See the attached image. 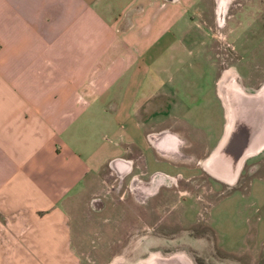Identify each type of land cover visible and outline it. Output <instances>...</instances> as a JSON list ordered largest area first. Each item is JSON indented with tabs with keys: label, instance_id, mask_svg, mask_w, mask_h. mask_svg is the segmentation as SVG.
Segmentation results:
<instances>
[{
	"label": "crops",
	"instance_id": "0c3cea01",
	"mask_svg": "<svg viewBox=\"0 0 264 264\" xmlns=\"http://www.w3.org/2000/svg\"><path fill=\"white\" fill-rule=\"evenodd\" d=\"M199 1L0 0V264H76L67 204L94 161L121 149L86 150L90 120L97 124L107 110L104 98L132 141L145 147L150 132L179 145L182 131L161 124L158 132L148 120L158 104L157 118L179 120L178 87L159 80L192 53L181 40ZM219 79L223 124L198 161L234 183L246 159L264 151L263 140L248 152L264 135V93L235 80L229 131Z\"/></svg>",
	"mask_w": 264,
	"mask_h": 264
},
{
	"label": "rangeland",
	"instance_id": "374dc122",
	"mask_svg": "<svg viewBox=\"0 0 264 264\" xmlns=\"http://www.w3.org/2000/svg\"><path fill=\"white\" fill-rule=\"evenodd\" d=\"M217 2L200 0L189 12L181 45L192 53L159 80L178 87L179 120L157 118L158 104L148 121L158 132L161 124L182 131L175 152L160 153L150 132L146 148L132 141L112 117L111 98L99 103L107 110L90 120L86 150L121 149L94 161L67 204L76 264H264V151L246 159L234 183L198 161L224 120L215 77L229 72L246 90L264 86V0H228L221 20Z\"/></svg>",
	"mask_w": 264,
	"mask_h": 264
},
{
	"label": "bare ground",
	"instance_id": "6f19581e",
	"mask_svg": "<svg viewBox=\"0 0 264 264\" xmlns=\"http://www.w3.org/2000/svg\"><path fill=\"white\" fill-rule=\"evenodd\" d=\"M235 79H234V76L232 75V73H225L223 74L220 79H219V86H220V93H221V96L223 97V100L228 108V130L230 131V128L232 127V123H233V118H234V113H233V107H232V99L235 98V96L239 97V90L237 89V86H236V83H235ZM228 83H232V87H229V84ZM264 92L260 91V94H262ZM252 101V100H250ZM261 141L256 143H253L251 145H255L254 149L253 147L248 150V152H251L252 150L255 151L256 149H258V147L261 146V144L263 143V140H264V135L262 134L261 137H260ZM254 142V141H253ZM221 150H223V153L222 155H226V152H225V148L222 147ZM242 158H243V155H242ZM233 172H235L233 170ZM228 183H232L233 179H227L226 180Z\"/></svg>",
	"mask_w": 264,
	"mask_h": 264
},
{
	"label": "flooded vegetation",
	"instance_id": "af4514ba",
	"mask_svg": "<svg viewBox=\"0 0 264 264\" xmlns=\"http://www.w3.org/2000/svg\"><path fill=\"white\" fill-rule=\"evenodd\" d=\"M228 0H218L217 2V18L218 20L222 19V16L224 15V10H225V6ZM225 73H229V72H224ZM222 74V75H223ZM229 87H232V83H228ZM260 91L264 92V86L260 87ZM150 140L152 141V144L154 145V147H156L158 149V151L162 154H169V153H173V151L175 152V148H176V141H174V139L167 135V136H162L161 138H159L158 140L156 138H154L153 136L150 137ZM114 166L115 163H113ZM126 169V168H125ZM157 173H153L152 178L148 181V183L153 182L155 175Z\"/></svg>",
	"mask_w": 264,
	"mask_h": 264
}]
</instances>
